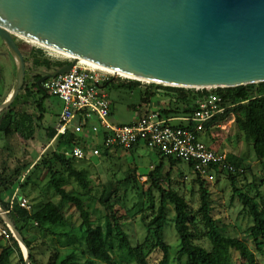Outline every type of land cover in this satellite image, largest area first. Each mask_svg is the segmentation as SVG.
I'll list each match as a JSON object with an SVG mask.
<instances>
[{"label":"trees","instance_id":"16d2710c","mask_svg":"<svg viewBox=\"0 0 264 264\" xmlns=\"http://www.w3.org/2000/svg\"><path fill=\"white\" fill-rule=\"evenodd\" d=\"M48 59L45 57L43 49L35 50L31 64L36 73L35 77L25 80L20 92L33 102L37 116L16 110L14 106L0 110V139L3 141L12 142L15 137H20L28 142L44 129L46 131L45 138H43L45 145L52 142L54 144V148H49L42 156L41 161L32 169V164L23 165L21 160L17 159L18 156L15 151L10 147L1 149V153L7 152L8 158L16 159L18 166L11 170L7 162L3 163L0 170V207L8 212L10 219L24 238L30 251V264L38 263L34 253L35 247L25 234V231H29L33 227L39 229L43 234H48L57 239H66L68 250L62 252L54 248L48 264H94V262L102 264H149V260L155 253H160L162 256L159 264H170L172 247L166 241L165 233L169 222L173 223L179 239V250L174 259L177 264H233V255L235 254L240 256L242 264H258L256 255L248 244L243 240L224 234V229L214 218L212 192L207 180L196 175L195 183L199 187V207L196 211L190 207L182 195L171 187V184L165 188L164 183H169L171 177V170L166 176L162 174L165 162L168 161L171 166L184 162L166 157L158 151L156 152L160 156V163L147 175V190L142 187V194L148 198L147 205L143 209V212L147 211V217L142 218V224L146 230L144 240L137 245L132 243L125 226L134 217L130 210H126L125 214L117 210L120 184L122 183L115 184L112 180L105 183L98 200L104 214L98 222L95 221L85 202L79 196L70 194L66 189V183L61 180L66 172L71 179L75 180L81 190L86 193L91 192L89 172L78 168V161L65 155L67 151L76 146L87 147L86 138L77 136L71 131L65 135L57 136L56 128L45 127L42 124L48 111L45 103L51 96L37 85V81L42 77L40 70L49 69L53 65L62 67L68 63H52ZM114 80L111 79L104 83L103 87L110 86ZM124 81L117 83L113 88L133 90L140 88L143 84L137 80L124 79ZM148 88L150 89L142 94V104L150 105L151 101L156 98L169 99L168 109L156 110L165 118L190 117L198 109L197 101L199 99L210 94L218 95L223 101L225 112L217 115L205 125L206 132H211V127L226 123L234 117L239 130L250 137L256 160L264 163V83L210 90L185 89L151 83L148 84ZM3 102L4 100L1 103ZM148 114L141 115L140 118ZM173 125L191 129L194 127L178 122ZM141 146L145 147L138 144L128 151L134 152ZM99 148L103 157L109 158L111 156L109 154L110 149H104L102 146ZM24 149L26 151V147ZM47 155L51 156L48 157ZM224 164L232 167V170L220 172L218 171L219 167L215 166L216 174L226 173L233 188V197L240 200L243 210L253 221L246 232L252 238L257 252L263 256L264 207L261 206L256 197L239 187L238 182L248 167L244 165L243 159L231 154L226 156ZM56 165H60L61 168L57 169ZM187 165L194 173L193 164ZM41 167L45 169L46 175L49 177L48 184L54 195L59 198L60 206L52 201H48L37 211L23 209L18 202L12 206L11 199L17 190L22 191L27 196L32 195L36 185L35 180L39 178L38 171ZM131 181L137 184V181L131 180L130 176L127 177L125 183H131ZM154 193L158 194V201ZM65 205H71L76 209L81 220L78 231L70 228L69 220L64 211ZM170 211L174 212L172 218ZM199 224L203 226L204 233ZM200 238L208 240L209 248L196 244ZM7 241H10V247H3L0 243V264H7L11 249L17 252L20 262L26 264L18 241L14 237ZM76 244H79V247ZM83 258H86V263H83Z\"/></svg>","mask_w":264,"mask_h":264},{"label":"water","instance_id":"95a60500","mask_svg":"<svg viewBox=\"0 0 264 264\" xmlns=\"http://www.w3.org/2000/svg\"><path fill=\"white\" fill-rule=\"evenodd\" d=\"M16 35L140 82L197 90L264 83V0H0V39L17 68L0 110L25 83ZM78 63L68 61L38 87ZM0 215L30 264L24 238L1 207Z\"/></svg>","mask_w":264,"mask_h":264},{"label":"rangeland","instance_id":"374dc122","mask_svg":"<svg viewBox=\"0 0 264 264\" xmlns=\"http://www.w3.org/2000/svg\"><path fill=\"white\" fill-rule=\"evenodd\" d=\"M18 41V46L25 56L29 55L33 46L38 47L27 43L20 38H18ZM43 52L45 57L48 58L46 49H43ZM61 59L63 60H58V62L65 63L69 61L62 57ZM32 63V61H29L30 65ZM8 72L10 71L5 70L0 64V77L2 79L0 96L3 93V96L0 97V103L8 96L14 86V82L10 84L8 83L9 79H7L5 82L7 84L2 90L4 86V79L7 78L6 74H8ZM12 72H15L14 66ZM123 81L124 79L122 78L121 80L116 78L110 86L103 88V93L107 95L111 104L113 103L112 107L114 110V116H111V121L115 124H129L138 120L148 107V105H144L141 102L144 91L150 89L148 88V84L145 82L146 84H142L140 88H135L133 90L113 88V86H116L117 83ZM61 103L62 101L56 97H50L46 101L45 105H49L50 107L48 108L46 119H44L42 123L43 126L49 127L56 124L57 114L62 108ZM13 106L16 107V110H21L29 114H35V117L37 116V111L34 108L33 102L23 93L19 95V100L16 101ZM45 134L46 131L43 129L28 142H25L20 137H15L12 142H5L0 139V170L2 169L4 162L8 163L11 170L18 166L17 160L12 159V157L11 159L8 158L6 151L1 153V149L5 147L13 149L15 154L18 156L17 159H20L23 165L32 164V169L41 161L42 156L49 148H54L53 142L49 145H45L43 140V138H45ZM200 140L214 151L225 155L231 154L244 160V165L248 167V169L246 173L240 177L238 181L239 187L256 197L261 206L264 207V163L262 164L260 161L256 160L251 139L247 134L239 130L236 125L235 118L232 117L226 123L220 124L219 127H214L211 129V132L202 133ZM93 142L94 140L91 139L88 141V143ZM24 147H26V151ZM109 154L111 155L109 158L101 156V158L91 159L90 161H78L77 163L78 168L85 169L89 172L92 188L90 193H86L81 190L75 180L71 179L66 172L63 174L61 180L66 183V189L70 194L79 196L85 202L86 206L92 213L93 219L97 222L104 214L98 200L103 192L105 183L110 180H112L115 184L122 183L120 184V198L118 200L119 204L117 205V210L122 212V214H125L126 210L131 211V215H133L134 218L126 224L125 230L132 240V243L137 245L144 240L146 235V230L142 224V218L147 217V211L143 212V209L147 205L148 198L146 195L142 194V187L147 190V175L159 165L160 156L156 151L142 146L139 150L134 152L124 149H114L111 150ZM47 156L50 157L51 155ZM55 167L57 169L61 168L60 165H56ZM170 170V181L169 183H164L165 188L171 184V187L182 195L187 200L190 207L196 211L199 207V187L195 183L196 175L189 169L186 163L171 166V164L166 161L162 174L166 176ZM38 174L39 178H36L35 180L36 176L34 177L36 185L32 195L27 196L22 191L17 190L18 196L29 200V205L31 206L29 211H37L48 201H52L60 206L59 198L54 195L48 184L49 177L46 175L45 169L41 167ZM128 176H130L131 180L137 181V184L134 181H131V183H125ZM208 185L212 192L213 216L224 229V234L246 242L249 248L256 255L258 264H264V255L262 256L257 252L252 238L246 232L253 224V221L243 210V205L240 200L233 197V188L226 173L215 175V180L213 182H209ZM154 196L158 201V194L154 193ZM64 211L67 219L69 220L70 228H74L78 231L81 220L76 213V209L71 205H65ZM170 214L171 218L174 217L173 211H170ZM199 227L203 232V226L199 224ZM165 233L166 241L172 247L170 264H177L174 259L179 250V239L174 230L173 223L169 222ZM25 234L32 241L35 247L34 253L36 255V259L38 260L37 264H48L54 248L59 249L62 252L68 250L66 239H57L48 234H43L35 227L29 231H25ZM0 243L3 247H10V241L1 240ZM196 244L204 248H209V242L206 238L198 239ZM76 245L79 247V244ZM23 248H21V251L25 259V257H27V251ZM161 257L160 253H155L149 260V264H159ZM82 261L83 263H86V258H83ZM7 264H22L17 256V252L14 249H11ZM94 264L102 263L94 262ZM233 264H242V259L238 254L233 255Z\"/></svg>","mask_w":264,"mask_h":264},{"label":"built area","instance_id":"2783aa9c","mask_svg":"<svg viewBox=\"0 0 264 264\" xmlns=\"http://www.w3.org/2000/svg\"><path fill=\"white\" fill-rule=\"evenodd\" d=\"M46 54L50 59L63 60L50 51L46 50ZM116 78L121 77L78 63L69 73L42 83V89L49 96L63 103L56 127L57 136L71 131L77 136L96 138V143H87V147L76 146L67 151V157L90 161L102 156L100 146L128 151L140 144L166 157L193 164L195 175L208 182L215 180V166L219 167L220 172L232 170V167L224 164L227 155L210 149L200 140L201 134L206 133L205 125L225 112L223 101L218 95L210 94L199 99V107L190 117L165 118L159 111H153L131 124L119 125L111 121V102L103 93L104 83ZM75 121L78 124L71 130ZM173 122L194 127L184 128L173 125ZM17 192L11 199V205L18 202L21 208L30 210L29 200L19 197ZM11 237H14V233L0 215V239L9 240Z\"/></svg>","mask_w":264,"mask_h":264},{"label":"flooded vegetation","instance_id":"af4514ba","mask_svg":"<svg viewBox=\"0 0 264 264\" xmlns=\"http://www.w3.org/2000/svg\"><path fill=\"white\" fill-rule=\"evenodd\" d=\"M15 41H16V44L18 46L19 45L18 37H15ZM19 49H20V47H19ZM48 60L51 61L52 63L58 62V60H53V59H48ZM28 63L29 62L26 61L27 72H26L25 80L33 79L35 77V74H36L35 70H33L34 68L32 67V65H29ZM0 64L4 67L5 70H9L10 71V72H8V74H6L7 78L4 79V86H3L2 90L4 89L5 85L7 84V83H5L7 79H9L8 83H10V84L12 82H14V86H13V89H14L15 84H16V80H17L16 64H15V61H14V59H13V57H12L10 51H9V48L2 42L1 39H0ZM13 66L15 67V72L14 73L12 72ZM62 67H56L55 65H53L49 69H41L40 70V74H42V77H45V76H48V75H51V74L55 73L57 70H59ZM1 80L2 79L0 77V88H1ZM39 81H37V85H38ZM13 89H12V91H13ZM2 94H1V96H3ZM7 99H8V96L4 99V102ZM0 104H2V103H0Z\"/></svg>","mask_w":264,"mask_h":264},{"label":"crops","instance_id":"0c3cea01","mask_svg":"<svg viewBox=\"0 0 264 264\" xmlns=\"http://www.w3.org/2000/svg\"><path fill=\"white\" fill-rule=\"evenodd\" d=\"M41 49V48H40ZM38 47H34L33 46V48L31 49V51L29 52V55L28 56H25L24 54V58H25V61H27V62H29V61H33V59H34V56H35V50H40ZM22 52V51H21ZM12 94V91L8 94V97L10 96ZM19 100V96H18V98L16 99V101H18ZM15 101V102H16ZM14 102V103H15ZM13 103V104H14ZM13 104H12V106H13ZM167 104V105H166ZM61 105H62V107H63V103H61ZM112 106H113V103H112ZM167 106V107H166ZM47 108H49L50 106L48 105V106H46ZM154 107V108H153ZM168 107H169V99H167V98H156V99H153L152 101H151V103H150V105L148 104V107L146 108V110L142 113V115L143 114H146V113H151V112H153V111H156V110H161V109H168ZM61 110H62V108H61ZM61 110H60V112L57 114V122H56V124L55 125H53V126H49V127H54V128H56L57 127V124H58V121H59V117H60V114H61ZM112 116H114V110H113V107H112V114H111ZM135 121H137V120H135ZM135 121H133V122H135ZM95 122V121H94ZM93 122V123H94ZM133 122H131V123H133ZM131 123H129V124H131ZM76 124H78V121H75L74 122V124H73V126L74 125H76ZM173 124H175V122H173ZM73 126H72V129L71 130H73ZM83 137H85L86 138V141H87V143H88V141L91 139V140H94V142L96 143L97 141H96V138H94L93 136L92 137H90V138H87L86 136H83ZM92 142V141H91ZM93 142V143H94ZM88 144H92V143H88ZM139 150V149H138Z\"/></svg>","mask_w":264,"mask_h":264},{"label":"bare ground","instance_id":"6f19581e","mask_svg":"<svg viewBox=\"0 0 264 264\" xmlns=\"http://www.w3.org/2000/svg\"><path fill=\"white\" fill-rule=\"evenodd\" d=\"M10 33H11V32H10ZM11 34H12V35H15V34H13V33H11ZM16 37H18V38H20V39L26 41L27 43H30V44L36 45V44H34V43H32V42H29V41H27V40H25V39H23V38L17 36V35H16ZM36 46H38V45H36ZM38 47H41V46H38ZM41 48H43V47H41ZM43 49H45V48H43ZM46 50H47V49H46ZM50 52L55 53V52H53V51H50ZM55 54L58 55V56H60V57H62V58H65V59H67V60H76V61H78L79 63L84 64V65H87V66H90V67H92V68H94V69H99V70L106 71V72H108V73H110V74H112V75H115V76L121 77V78H123V79L135 80V78L132 77V76H128V75H125V74H122V73H118V72H115V71H111V70H108V69H105V68H102V67H99V66H96V65H93V64H90V63H87V62H84V61L78 60V59H74V58H71V57H67V56H64V55H61V54H58V53H55ZM141 82H143V84H146V83H147V84H150V83H152V82H147V81H144V80H142ZM145 82H146V83H145ZM23 249H24V248H23Z\"/></svg>","mask_w":264,"mask_h":264}]
</instances>
